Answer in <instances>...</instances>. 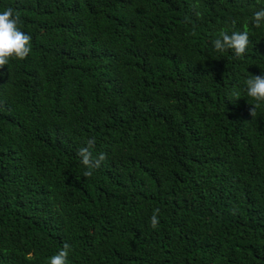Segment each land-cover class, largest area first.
I'll return each instance as SVG.
<instances>
[{"label":"trees","instance_id":"1","mask_svg":"<svg viewBox=\"0 0 264 264\" xmlns=\"http://www.w3.org/2000/svg\"><path fill=\"white\" fill-rule=\"evenodd\" d=\"M9 7L32 50L0 69V264L65 242L69 264H264V102L253 118L245 85L264 75V0ZM233 20L242 57L212 45ZM91 137L107 159L85 177Z\"/></svg>","mask_w":264,"mask_h":264},{"label":"clouds","instance_id":"2","mask_svg":"<svg viewBox=\"0 0 264 264\" xmlns=\"http://www.w3.org/2000/svg\"><path fill=\"white\" fill-rule=\"evenodd\" d=\"M251 22L255 28L264 26V7L254 12ZM20 13L13 8H7L0 12V69L9 64L13 58L18 60L26 59L31 52V36L26 34L20 28ZM236 21H232V29L222 28L216 34V38L212 41L213 48L216 52L223 53L232 50L236 57L245 55L249 44V31L245 26L243 31L235 30ZM3 73H0L2 75ZM246 93L251 97L255 104H251L249 109L250 115L256 116L257 108L261 102H264V75H251L245 80ZM232 97L235 100L240 99V93L233 91ZM96 145L95 137L88 138L84 145L77 149V156L80 162L88 169L84 172L85 177H91L94 169H99L107 159L106 153H99L94 156ZM160 209L155 208L151 216V227L156 229L159 224L158 216ZM72 246L65 242L63 248L55 255L51 256L48 264H69V253ZM30 256V254H29Z\"/></svg>","mask_w":264,"mask_h":264}]
</instances>
